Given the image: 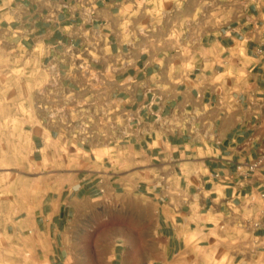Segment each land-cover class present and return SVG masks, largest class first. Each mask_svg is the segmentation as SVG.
Returning <instances> with one entry per match:
<instances>
[{
	"label": "crops",
	"instance_id": "obj_1",
	"mask_svg": "<svg viewBox=\"0 0 264 264\" xmlns=\"http://www.w3.org/2000/svg\"><path fill=\"white\" fill-rule=\"evenodd\" d=\"M0 42L48 75L33 153L82 155L43 264H264V0H0ZM106 194L91 253L73 220Z\"/></svg>",
	"mask_w": 264,
	"mask_h": 264
},
{
	"label": "rangeland",
	"instance_id": "obj_2",
	"mask_svg": "<svg viewBox=\"0 0 264 264\" xmlns=\"http://www.w3.org/2000/svg\"><path fill=\"white\" fill-rule=\"evenodd\" d=\"M47 73L16 47L0 42V264H43L32 233L43 224L38 215L82 167L76 151L33 153L27 131L49 108ZM91 213V215H90ZM73 223L95 227L85 233L89 252L110 237L124 214L106 194L81 204ZM39 218L41 221H39ZM72 221V218H70Z\"/></svg>",
	"mask_w": 264,
	"mask_h": 264
},
{
	"label": "built area",
	"instance_id": "obj_3",
	"mask_svg": "<svg viewBox=\"0 0 264 264\" xmlns=\"http://www.w3.org/2000/svg\"><path fill=\"white\" fill-rule=\"evenodd\" d=\"M261 161H263V158H261L260 160H259V162H261ZM255 167V165H252V166H250V168L252 169V168H254ZM264 195H262V197H263Z\"/></svg>",
	"mask_w": 264,
	"mask_h": 264
}]
</instances>
